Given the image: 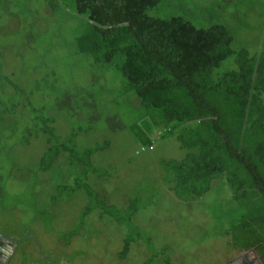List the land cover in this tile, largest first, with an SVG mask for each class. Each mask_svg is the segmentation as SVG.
I'll use <instances>...</instances> for the list:
<instances>
[{
  "label": "trees",
  "instance_id": "16d2710c",
  "mask_svg": "<svg viewBox=\"0 0 264 264\" xmlns=\"http://www.w3.org/2000/svg\"><path fill=\"white\" fill-rule=\"evenodd\" d=\"M45 1L55 11L80 19L81 28L70 31L73 50L61 58L76 59L71 67L77 70L75 79L82 71L92 77L75 83L68 70L55 73L42 56L36 64L24 62L14 78L3 67L0 53V200L15 198L7 188L11 177H26L31 191L41 182L40 172L48 171L57 191L53 203L82 192L89 198L83 215L99 208L100 218L107 214L134 229L137 236H128L120 252L125 256L130 243L142 239L133 222L141 197H132L120 209L100 196L88 175L103 173L91 158L108 149L110 140L84 147L76 140L103 121L111 131H128L143 149L174 135L187 152L181 159L160 160L161 181L188 200L205 195L215 180L224 179L232 189L229 213L237 211L230 223L229 246L264 252V44L254 53L234 49L235 35L224 23L198 27L182 15H150L161 0ZM66 37L54 46H68ZM81 55L88 64L78 68ZM231 57L235 67L220 72ZM109 68L122 76L123 92H133L143 109L134 125L115 106L110 105V113L100 103L104 86L99 80ZM64 78L72 87L56 94L53 90ZM64 112L71 126L65 137L56 126ZM32 139H44L45 148L35 161L18 164L12 150ZM62 161L73 175L72 183L63 182Z\"/></svg>",
  "mask_w": 264,
  "mask_h": 264
},
{
  "label": "rangeland",
  "instance_id": "374dc122",
  "mask_svg": "<svg viewBox=\"0 0 264 264\" xmlns=\"http://www.w3.org/2000/svg\"><path fill=\"white\" fill-rule=\"evenodd\" d=\"M149 14L182 15L198 27L224 23L235 35L234 49L245 47L254 53L260 43L264 44V0H161ZM79 23L78 17L55 11L45 0H0L3 67L16 78L23 71L24 62L36 64L44 56L55 73L63 68L62 71L70 72L75 83L83 79L90 81L92 76L84 71L75 79L77 70L71 71V67L76 59L61 58L73 50L70 31L76 30ZM66 35L68 46L62 43L54 46ZM87 60L81 55L78 68L82 64L87 66ZM230 67H235L232 57L219 70L223 72ZM63 81L53 92L60 94L72 87L66 85L68 79ZM99 82L104 86L99 93L100 103L106 106L104 110L110 108L112 113V105L128 123L132 121L134 125L140 120L143 109L133 92H123L120 74L109 68ZM62 114L57 117L56 126L65 137L71 126L67 113ZM107 139L110 147L91 158L103 174L90 173L88 180L100 196L120 209L132 197H141L133 222L140 227L142 239L131 242L129 252L121 258L125 240L137 236L132 227L107 214L100 218L99 208L83 215L89 198L82 192L59 197L53 203L51 196L57 191L48 179V171L40 172L41 182L31 191L27 189L26 177L14 176L7 188L10 193H16L15 198L0 200V236L15 246L8 264H146L151 258L150 264H229L232 258L241 255V250L229 246L230 223L237 211L231 210L233 215L229 213L233 205L232 189L224 179L221 183L215 180L212 190L205 195L188 200L180 199L161 181L160 160L181 159L187 152L174 135L160 137L143 149L128 131H111L100 121L92 132L79 133L76 140L84 147ZM40 141L32 139L26 147L16 146L11 157L18 164L35 161L45 148V140ZM62 164L63 182L72 183L73 175L63 161Z\"/></svg>",
  "mask_w": 264,
  "mask_h": 264
},
{
  "label": "flooded vegetation",
  "instance_id": "af4514ba",
  "mask_svg": "<svg viewBox=\"0 0 264 264\" xmlns=\"http://www.w3.org/2000/svg\"><path fill=\"white\" fill-rule=\"evenodd\" d=\"M14 248V242L0 236V264H8L10 262L11 255L14 253ZM256 251L257 250L254 248L244 251L241 250V255L232 258L231 261H229V264H264V252L257 254ZM125 256H121V258Z\"/></svg>",
  "mask_w": 264,
  "mask_h": 264
}]
</instances>
